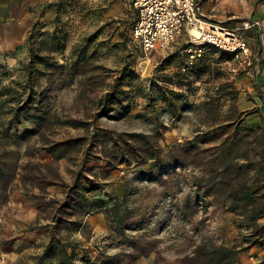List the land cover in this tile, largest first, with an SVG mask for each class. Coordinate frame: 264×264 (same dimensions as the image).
Listing matches in <instances>:
<instances>
[{
	"label": "rangeland",
	"instance_id": "rangeland-1",
	"mask_svg": "<svg viewBox=\"0 0 264 264\" xmlns=\"http://www.w3.org/2000/svg\"><path fill=\"white\" fill-rule=\"evenodd\" d=\"M200 2L209 18L221 20L231 26H239L241 21L253 17L260 5H264V0H200ZM135 19L134 9L125 0H62L58 3L52 24L44 31L46 38L52 32H56L65 39L64 48L53 52L54 59L59 62L69 61L72 47L87 42V53L92 54L90 62L102 63L106 70L92 78L91 85L85 89L83 97H76L80 85L75 80L53 87L49 94L52 107L49 114L56 112L62 117L65 115L82 117L88 123L89 133L97 126L106 130V133H113L110 130L115 131L114 136L123 130L151 132L157 121H160L165 123L166 129L159 135L158 142L162 150L167 151L169 147L205 130L213 120V113L217 114L216 121L221 118L227 108V101L223 97L215 100L212 112L206 110L201 101L216 94V85L219 81L228 80L238 89L237 107L255 109L246 115V121L250 124L261 122L264 110L258 109L261 99L256 97V92L259 89L264 95V65L261 64L263 60L259 61V71L255 75H248L236 66L229 53L214 46H206L202 54L190 63L184 50L189 46L185 29L165 50L159 53H145L132 33ZM244 30L246 29L242 32ZM89 36L92 38L87 40ZM168 55L172 58L164 60ZM257 56L263 57L260 53ZM200 59L218 69L219 76L209 77L208 72L199 75L192 72L181 74L190 70L183 68V64L197 65ZM21 65L0 69V83L9 81L11 72H16L18 78ZM120 73L124 74L121 89L124 101L130 104V114L117 120L98 116L97 95L105 91L114 77ZM37 82L43 83V78L39 77ZM155 83L183 94L185 108L180 119H173L165 110V104L160 99ZM24 124L29 125L27 122ZM47 124L49 125L44 126L43 130L48 139L52 136H78L86 133L83 128H74L67 124ZM87 141L88 138L85 143ZM41 145L43 143L40 137L35 135L26 141L25 148L31 153L38 151V148L42 149ZM42 150L49 152L46 149ZM19 151L15 147L6 148L5 153L0 151V161L5 162V166L14 160L19 166L15 168L14 179L8 185V189L15 188L20 183L23 188H32L39 192L37 186L43 184L40 175L47 173L50 176V173L45 167L38 166L36 159H27L23 154H19ZM81 151L73 153L76 154L75 162L63 157L61 164L53 160L56 167L59 164L62 169V180L70 181L72 169L78 167L81 157H84ZM93 151L100 154V147H94ZM22 164L24 165L21 166ZM83 168L89 178L102 185L105 193L103 200L106 201L102 208L94 209L89 215L92 220L95 214L102 213L99 218L92 220V226H89L91 236L93 235L91 239L86 240L84 237L72 235L81 240L86 249L84 253L90 260H94L98 254L99 246L109 253L118 249L126 251L124 264H179L182 257L192 255L195 245L203 238H210L225 245L234 243L244 245L241 242V235L245 228L237 227L238 218L234 212L227 210L211 196L205 197L203 202L193 197L189 179L195 169L190 166L170 168L163 165L161 169L155 171L147 162L137 160L110 168L101 158L92 157L85 162ZM138 171H147L150 178H141ZM21 176L24 181H20ZM49 185L53 197L60 199V196L56 197L62 190L59 180ZM3 193L4 191L0 189V199ZM115 198L121 203L123 213L129 209L127 223H140L137 228L126 230L128 235H135L137 240L145 241L144 246L148 250L137 258L131 257L132 250L126 245V241L111 231L105 209L112 205ZM101 222L104 224L103 227L99 226ZM255 255L259 254L250 251L248 247L238 253L235 264H257ZM194 262L203 264L200 258L186 264ZM79 263L89 264L83 260H79Z\"/></svg>",
	"mask_w": 264,
	"mask_h": 264
},
{
	"label": "trees",
	"instance_id": "trees-1",
	"mask_svg": "<svg viewBox=\"0 0 264 264\" xmlns=\"http://www.w3.org/2000/svg\"><path fill=\"white\" fill-rule=\"evenodd\" d=\"M60 1L55 3V10ZM41 27L42 24L36 21L30 30L29 59L20 67L18 78L9 77V81L0 83V151L6 152L2 142L4 138L28 140L37 135L43 143L41 148L51 152L54 157L75 162L76 154L73 153L79 150H82L84 157H81L78 167L72 169L68 182L61 179L53 160L37 162L38 166L46 168L50 176L47 173L40 175L43 184L37 186L40 191L32 193V196L35 205L46 212L50 221L45 224L46 240L26 264H80L79 260L89 264H124L126 251L118 249L109 253L100 246L94 260H90L84 253L86 249L81 240L72 236L79 233L88 240L91 231L85 217L106 204L102 185L84 172L85 162L92 157L101 158L110 168L137 160L147 162L155 171L163 165L170 168L190 166L195 169L189 179L193 197L203 202L205 197L211 196L237 215V227L245 228L241 235L243 246L236 243L225 245L203 238L195 245L192 255L182 257L179 264L195 261L196 258H200L203 264H235L240 251L254 244L264 248V222H258L264 217V115H261L260 123H248L245 117L255 109L237 107L238 89L230 81H219L216 94L201 101V105L212 112L215 100L223 97L227 101V108L221 118L216 121L217 114L213 113V120L205 130L169 147L167 151H163L158 142L159 135L166 129L165 123L160 121H157L151 132L123 130L114 136L115 131L106 133V130L96 126L89 133L88 123L82 117H62L56 112L49 114L52 108L50 90L75 80L80 85L76 97H83L92 78L106 70V67L102 63L90 62L92 54L87 53V42L72 47L69 61H57L52 54L64 48L65 39L56 32L46 38L45 30ZM91 38L89 36L87 40ZM170 58L172 56L168 55L164 60ZM182 67L190 70L181 74L192 72L199 75L208 72L209 77L219 76L218 69L202 59L197 65L190 67L183 64ZM39 77L43 78V83L37 82ZM123 78L124 74L116 75L109 87L97 95L98 116L117 120L130 114V104L124 101L121 89ZM155 86L165 104V110L173 119H180L185 108L183 94L161 85ZM258 96L264 110V95L259 89ZM25 122L29 125H25ZM47 123L83 128L86 133L78 136H52L48 139L43 130L44 126L49 125ZM86 138L88 141L85 143ZM96 146L100 147V154L93 151ZM138 174L141 178H150L147 171H138ZM58 180L63 197L57 199L51 196L46 199L43 194L46 186ZM0 189L4 191L1 201L6 198L8 190L1 161ZM121 206L115 198L112 205L105 209L106 216L111 231L126 241L132 250L131 257L137 258L148 249L144 246V240H137L135 235L126 233V230L137 228L140 223L128 224L129 209L123 213Z\"/></svg>",
	"mask_w": 264,
	"mask_h": 264
},
{
	"label": "crops",
	"instance_id": "crops-1",
	"mask_svg": "<svg viewBox=\"0 0 264 264\" xmlns=\"http://www.w3.org/2000/svg\"><path fill=\"white\" fill-rule=\"evenodd\" d=\"M58 1L0 0V69L16 67L19 64H23V58L25 62L29 59L28 35L30 30L36 21L42 24L40 29L50 28L55 13V3ZM253 17L260 20V26L248 28L243 33L253 53L259 54L261 38H264V5H260L257 8ZM262 58L260 57V61L263 60L261 64L264 65V58ZM10 70L13 71L11 68ZM11 73V75L9 74L11 78L16 76V72ZM256 95L259 98L258 92H256ZM258 105H260L258 109L261 111V103L259 102ZM26 141L11 138L2 140L4 147L7 149L9 147H15L16 150L19 149V154H23L27 159H36V161L40 162L54 160L61 164V157H54L51 152H44L40 148L36 152L28 153V149L25 148ZM2 162L1 165L5 170L6 180L9 185L14 179L15 168L19 166L15 160L7 164L8 166H5V162ZM57 165L61 177L62 169L59 164ZM20 181H24L22 176ZM49 186L47 185L44 190L45 198L53 196V191H49ZM6 193V198L0 201V264H26L30 261L31 256L40 250L41 243L46 240L45 224L50 220L46 212L38 209L34 203L32 193H38L37 190L32 188L24 189L19 183V186L8 189ZM58 196H60V199L63 197L62 190L56 194V197ZM99 213L102 214L101 212ZM100 214H95L92 220L99 218ZM89 215L85 219L88 225L92 226V220ZM258 222H264V217L260 218ZM96 223L99 224L98 222ZM99 226L103 227L104 224L101 222ZM74 235L81 236L79 233H74ZM249 250L259 254L255 255L257 264H264V248L252 245ZM242 255L244 260V252ZM21 259L25 261L22 262Z\"/></svg>",
	"mask_w": 264,
	"mask_h": 264
},
{
	"label": "built area",
	"instance_id": "built-area-1",
	"mask_svg": "<svg viewBox=\"0 0 264 264\" xmlns=\"http://www.w3.org/2000/svg\"><path fill=\"white\" fill-rule=\"evenodd\" d=\"M125 1L135 11L132 33L145 53L165 50L185 29L189 46L184 50L190 63L202 54L206 46H214L229 53L245 74L255 75L259 71L260 57L253 53L242 32L249 27H259L258 18L251 17L241 21L239 26H231L209 18L200 0ZM260 46L259 52L264 58V38H261Z\"/></svg>",
	"mask_w": 264,
	"mask_h": 264
},
{
	"label": "bare ground",
	"instance_id": "bare-ground-1",
	"mask_svg": "<svg viewBox=\"0 0 264 264\" xmlns=\"http://www.w3.org/2000/svg\"><path fill=\"white\" fill-rule=\"evenodd\" d=\"M192 33H196V31L194 29H190Z\"/></svg>",
	"mask_w": 264,
	"mask_h": 264
}]
</instances>
